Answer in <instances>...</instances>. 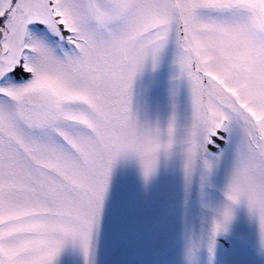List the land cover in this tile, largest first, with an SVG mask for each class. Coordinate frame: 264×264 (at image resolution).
<instances>
[{"label": "snow or ice", "instance_id": "snow-or-ice-1", "mask_svg": "<svg viewBox=\"0 0 264 264\" xmlns=\"http://www.w3.org/2000/svg\"><path fill=\"white\" fill-rule=\"evenodd\" d=\"M0 264H264V0H0Z\"/></svg>", "mask_w": 264, "mask_h": 264}]
</instances>
